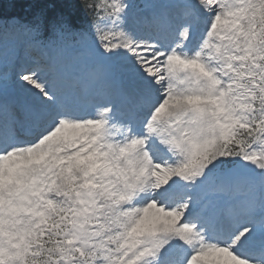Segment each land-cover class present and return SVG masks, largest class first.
<instances>
[{
  "label": "snow or ice",
  "instance_id": "obj_1",
  "mask_svg": "<svg viewBox=\"0 0 264 264\" xmlns=\"http://www.w3.org/2000/svg\"><path fill=\"white\" fill-rule=\"evenodd\" d=\"M60 3L0 11V264H264V0Z\"/></svg>",
  "mask_w": 264,
  "mask_h": 264
},
{
  "label": "bare ground",
  "instance_id": "obj_2",
  "mask_svg": "<svg viewBox=\"0 0 264 264\" xmlns=\"http://www.w3.org/2000/svg\"><path fill=\"white\" fill-rule=\"evenodd\" d=\"M9 85L12 87L14 90L12 93H7L9 99H14V96H19L20 93L19 91L15 88V86L11 83V77H10V83Z\"/></svg>",
  "mask_w": 264,
  "mask_h": 264
},
{
  "label": "rangeland",
  "instance_id": "obj_3",
  "mask_svg": "<svg viewBox=\"0 0 264 264\" xmlns=\"http://www.w3.org/2000/svg\"><path fill=\"white\" fill-rule=\"evenodd\" d=\"M33 53H34V51H29L27 53H24V55L27 56V57H32L33 56L32 55Z\"/></svg>",
  "mask_w": 264,
  "mask_h": 264
}]
</instances>
